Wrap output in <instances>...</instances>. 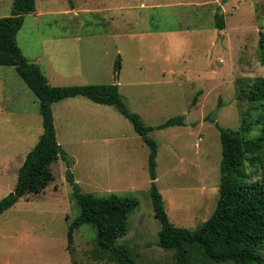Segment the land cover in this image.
I'll return each mask as SVG.
<instances>
[{
  "label": "rangeland",
  "instance_id": "obj_1",
  "mask_svg": "<svg viewBox=\"0 0 264 264\" xmlns=\"http://www.w3.org/2000/svg\"><path fill=\"white\" fill-rule=\"evenodd\" d=\"M13 11L14 0H0V18ZM217 12L224 31L215 28ZM261 33L264 0H37L17 41L52 86H119L129 111L155 128L149 136L159 147L157 186L171 222L196 230L219 199L218 126L240 130L247 119L253 124L248 138L261 131L259 103L240 99L264 78ZM52 110L82 192L139 202L117 245L129 247L138 264H174L173 252L158 246L162 226L150 197L149 148L131 121L114 106L82 96ZM178 116H185V126L157 129ZM42 133L40 101L13 67L0 66V200L15 189ZM52 171L55 181L44 192L25 196L0 216V264H117L98 250L90 225L75 232L68 249V228L80 208L65 163L59 160ZM252 179H264V169Z\"/></svg>",
  "mask_w": 264,
  "mask_h": 264
},
{
  "label": "trees",
  "instance_id": "obj_2",
  "mask_svg": "<svg viewBox=\"0 0 264 264\" xmlns=\"http://www.w3.org/2000/svg\"><path fill=\"white\" fill-rule=\"evenodd\" d=\"M227 0H222L226 4ZM36 11V0H14L11 17L0 18V66L13 67L17 75L40 101L43 133L19 170L15 189L0 200V216L29 194H40L55 181L52 166L59 160L66 165V180L80 208L67 232L68 249L72 250L74 234L83 225L96 230V246L101 254L110 255L117 264H138L137 255L127 246L117 245L128 234V218L139 206L134 197H97L82 192L73 173V161L57 139L52 106L64 99L85 97L106 106H114L131 121L135 132L149 148L148 167L151 180L150 197L155 217L161 223L158 246L172 251L174 264H264V179L253 180L264 169V78H257L250 86L251 103H259L256 124L260 134L248 138L253 124L244 119L240 130H220L222 160L219 199L212 216L196 230L176 227L167 214L163 197L157 186L158 144L149 134L155 128L147 126L138 114L124 103L118 85L52 86L41 66L28 62L20 48L17 35L25 16ZM215 28L226 29L224 16L215 15ZM259 49L264 65V33ZM114 72L118 75L122 59L117 57ZM201 93V92H200ZM198 93L192 106L198 103ZM185 116L169 119L157 129L185 126Z\"/></svg>",
  "mask_w": 264,
  "mask_h": 264
},
{
  "label": "crops",
  "instance_id": "obj_3",
  "mask_svg": "<svg viewBox=\"0 0 264 264\" xmlns=\"http://www.w3.org/2000/svg\"><path fill=\"white\" fill-rule=\"evenodd\" d=\"M36 11H37V0H36ZM36 11H35V12H36ZM35 12H34V13H35Z\"/></svg>",
  "mask_w": 264,
  "mask_h": 264
}]
</instances>
